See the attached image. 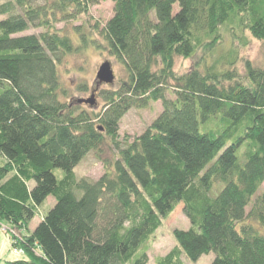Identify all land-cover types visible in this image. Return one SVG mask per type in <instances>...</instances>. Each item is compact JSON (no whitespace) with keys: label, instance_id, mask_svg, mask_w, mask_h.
Returning <instances> with one entry per match:
<instances>
[{"label":"trees","instance_id":"16d2710c","mask_svg":"<svg viewBox=\"0 0 264 264\" xmlns=\"http://www.w3.org/2000/svg\"><path fill=\"white\" fill-rule=\"evenodd\" d=\"M101 1L0 0V224L20 231L27 257L0 264H149L154 234L180 205L191 225L173 231L176 245L155 264L210 253L211 264H264V70L237 66L248 34L264 42V0H111L98 37L56 28ZM30 28L42 31L22 35ZM91 45L127 73L99 92L100 109L68 102L59 71ZM176 57L196 62L179 74ZM159 101L142 134L120 139L132 108ZM106 143L115 153L104 174L78 178Z\"/></svg>","mask_w":264,"mask_h":264},{"label":"rangeland","instance_id":"374dc122","mask_svg":"<svg viewBox=\"0 0 264 264\" xmlns=\"http://www.w3.org/2000/svg\"><path fill=\"white\" fill-rule=\"evenodd\" d=\"M178 4L174 5V11H177ZM114 15V2L111 0L101 1L99 4L93 5L88 14L83 15L79 20L71 22H58L56 28L61 30L62 34H68L72 37H76L78 41V34L75 32V26H82L83 30L88 34L89 38L98 37V32L95 30V26L100 24L102 28L106 22ZM89 30L94 33L90 35ZM42 30L37 28H30L22 35L27 34H39ZM88 31V32H87ZM248 44L246 46H240L239 55L240 59L237 63L238 69L244 72L245 61L249 60L254 66L264 70V42L253 38L250 34L247 35ZM225 42L221 46L223 50H227L231 45V37L229 34L224 35ZM237 45V44H236ZM224 46V47H223ZM221 53L220 51L216 54ZM105 61H109L112 65V69L115 75L114 83L101 84L96 86L97 72L99 67ZM196 59H184L182 57H176L174 70L179 74L188 72L195 64ZM59 71L63 86L67 89L68 102H77L79 99H88L92 96L93 89L96 88L95 98L97 109H100L104 100L99 93L101 90L118 88L122 81L127 79V73L123 64H121L114 56H112L104 48H96L91 45L84 51L75 53L65 58V60L59 65ZM82 83L89 85L88 91L80 89ZM81 107L90 108L88 105L80 104ZM162 111V103L152 102L146 108H132L121 120L120 123V135L122 139L124 136L129 135L134 138L137 135L142 134L147 127L153 122V120ZM109 143L103 145L100 155L95 152H90L76 167L75 172L78 178H88L91 180L99 179L105 172L104 161L113 158L115 153ZM56 174L60 177L62 172L56 171ZM264 189V184H263ZM260 190L256 197L261 194ZM55 200L53 197H49L43 205L38 209V213L30 223V230H34L41 222V218L54 206ZM251 206L248 207L249 211ZM190 221L183 211V206L180 205L174 211V213L164 221L163 226L156 231L152 240L149 250V264H155L158 257L166 255L176 245L173 231L175 229H187L190 227ZM17 232L18 234H15ZM13 234V235H12ZM10 235L13 236V242L10 240ZM23 235L20 231L13 228L9 224H0V257L2 260H24L27 259L24 253H14L15 249L23 250L20 246ZM24 251V250H23ZM214 253L202 256L197 262H191L184 258V264H211L214 259Z\"/></svg>","mask_w":264,"mask_h":264},{"label":"water","instance_id":"95a60500","mask_svg":"<svg viewBox=\"0 0 264 264\" xmlns=\"http://www.w3.org/2000/svg\"><path fill=\"white\" fill-rule=\"evenodd\" d=\"M96 78L99 82V84H112L114 83L115 75L112 69V65L109 61H105L101 64L99 67V70L97 72ZM78 102L80 104H96V98L95 95L92 94V96L88 99H79Z\"/></svg>","mask_w":264,"mask_h":264},{"label":"built area","instance_id":"2783aa9c","mask_svg":"<svg viewBox=\"0 0 264 264\" xmlns=\"http://www.w3.org/2000/svg\"><path fill=\"white\" fill-rule=\"evenodd\" d=\"M15 234H18V233L15 232ZM14 253H18V254H19V253H24V251H23V250H20V249H19V250H18V249H15V250H14Z\"/></svg>","mask_w":264,"mask_h":264}]
</instances>
